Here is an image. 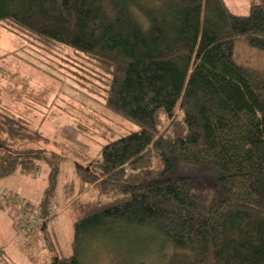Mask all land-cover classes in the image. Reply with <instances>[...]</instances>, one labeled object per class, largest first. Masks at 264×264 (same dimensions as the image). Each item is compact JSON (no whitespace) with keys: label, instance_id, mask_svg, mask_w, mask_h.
<instances>
[{"label":"trees","instance_id":"obj_1","mask_svg":"<svg viewBox=\"0 0 264 264\" xmlns=\"http://www.w3.org/2000/svg\"><path fill=\"white\" fill-rule=\"evenodd\" d=\"M247 1L236 15L224 0H0V26L72 49L104 110L136 127L77 166L72 254L48 264H83L86 242L112 234L127 256L157 237L159 264H264V71L234 60L237 40L264 52V0ZM48 142L0 113V179L49 171L37 207L11 202L26 230L51 215L63 157Z\"/></svg>","mask_w":264,"mask_h":264},{"label":"rangeland","instance_id":"obj_2","mask_svg":"<svg viewBox=\"0 0 264 264\" xmlns=\"http://www.w3.org/2000/svg\"><path fill=\"white\" fill-rule=\"evenodd\" d=\"M224 1L236 15L249 13L247 0ZM234 60L264 71V52L250 48L243 40L235 43ZM80 61L68 47L50 54L18 32L0 26V113L21 115L32 129H38L48 139L45 148L63 157L50 197L51 215L45 219V225L39 218L36 222L40 224H30L26 230L11 202L19 207L27 202L37 207L48 186L47 166L42 165L36 176L17 172L0 179V204L6 206L0 208V247L13 264H48L55 256L72 254L75 215L69 203L77 198L80 188L77 166L87 167L106 139L136 129L104 110L100 90L88 81V75L78 71L86 68ZM94 196L88 191L81 193L79 199ZM112 235L86 242L89 249L85 251L83 264H159L169 250L157 237L141 234L143 240L127 256L123 251L131 248L129 243L120 239L111 242Z\"/></svg>","mask_w":264,"mask_h":264}]
</instances>
